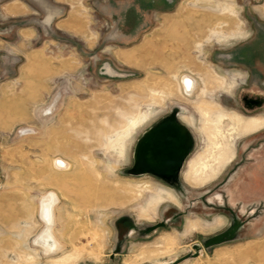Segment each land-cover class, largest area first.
Returning <instances> with one entry per match:
<instances>
[{
    "label": "rangeland",
    "instance_id": "rangeland-1",
    "mask_svg": "<svg viewBox=\"0 0 264 264\" xmlns=\"http://www.w3.org/2000/svg\"><path fill=\"white\" fill-rule=\"evenodd\" d=\"M173 111L194 137L178 180L128 173ZM234 116L264 120V0H0V264H264V124ZM222 128L235 157L216 175Z\"/></svg>",
    "mask_w": 264,
    "mask_h": 264
},
{
    "label": "water",
    "instance_id": "water-1",
    "mask_svg": "<svg viewBox=\"0 0 264 264\" xmlns=\"http://www.w3.org/2000/svg\"><path fill=\"white\" fill-rule=\"evenodd\" d=\"M193 145L194 137L190 128L180 121L178 112L173 111L148 129L138 140L134 151V165L128 173L152 174L168 182L178 180ZM165 226L167 222L161 221L144 231L150 233ZM133 228L136 226L133 225ZM241 228L242 222L235 216L228 229L206 239L204 245L211 249L214 245L233 240ZM196 249L199 253L201 246L196 245ZM120 251V248L116 249V252ZM186 258L187 256L176 260L174 264Z\"/></svg>",
    "mask_w": 264,
    "mask_h": 264
},
{
    "label": "bare ground",
    "instance_id": "bare-ground-1",
    "mask_svg": "<svg viewBox=\"0 0 264 264\" xmlns=\"http://www.w3.org/2000/svg\"><path fill=\"white\" fill-rule=\"evenodd\" d=\"M195 85H196V81L193 79V77L190 78V79H188L187 81H184V89H185V92L188 95H192L191 91L193 90V88L195 87ZM204 112H205V116L207 117V121L208 122H211V118H210L211 111L205 110ZM233 119L235 121H237L236 123H238V128H239L238 131H240V132H250V131H253L255 129H258L259 127H261L264 124V120L263 119L249 120V119H243V118H241L239 116H234ZM135 129H136L135 124H130L129 127L127 126V130L125 131L126 137H129L135 131ZM126 137H125V139H126ZM114 142H113V144H114ZM115 143L117 144V142H115ZM123 143H124V140H123ZM122 146H123V144H122ZM211 147L213 149L209 150L208 152L212 153V152H215V150L217 149L218 154H220V158L218 160V164H216L215 166H213V167H215L214 168V173H216L219 170H221L229 162V160L231 159V157L233 155V152H232V150H230L228 148H219V146H218V144L216 142H214ZM123 151L125 152V150H123ZM57 164L61 168L64 165L63 164V161H61V160H59L57 162ZM197 164H199V163L198 162H195L194 163V165L192 167V174H194L195 179L199 180V178L201 177V175H199L198 173H199V171L201 169L199 170L196 167ZM206 167H207V165H206ZM215 170H216V172H215ZM194 177H193V179H194ZM171 195H172V193L169 194V196H171ZM43 198H44V203L42 205V216H43L44 220H46L48 222V228H46L42 232V234L37 238V243L39 245H41V247L44 249V252L46 254H50V252L48 251V249L50 251L54 250V247L56 246V243L58 242V241L57 242L55 241V238L53 236L54 234L52 233L51 224H53L54 220H53V217H52L53 214L51 213V210L57 204V202H59V199H58V197L54 193H50V194L46 195ZM59 247H60V245H59ZM68 256H69V258H71L70 256H72V254H70ZM58 264H60V263H58Z\"/></svg>",
    "mask_w": 264,
    "mask_h": 264
},
{
    "label": "flooded vegetation",
    "instance_id": "flooded-vegetation-1",
    "mask_svg": "<svg viewBox=\"0 0 264 264\" xmlns=\"http://www.w3.org/2000/svg\"><path fill=\"white\" fill-rule=\"evenodd\" d=\"M216 2H217V4H221L222 3V1L223 0H215ZM232 5H233V3H232ZM228 8H231L230 6L228 7ZM233 8V7H232ZM242 36H245V34H243ZM238 37H240V36H237V38ZM193 76H191V75H184L183 77H182V84H183V90H184V92H185V89H184V81H187L188 79H190V78H192ZM193 79L196 81V85H195V87L193 88V90L191 91V93L192 94H194V92L196 91V88H197V80H196V78L195 77H193ZM234 83H236L235 81H234ZM186 93V92H185ZM187 94V93H186ZM188 95V94H187ZM218 114H224V113H220V112H217V114H215V115H218ZM210 117H211V113H210ZM241 118H243V117H241ZM243 119H245V118H243ZM259 119V118H258ZM183 120L186 122V123H188V124H190V125H192V124H194V120L192 119V118H190V117H188V116H183ZM249 120H257V118H252V119H249ZM211 121H212V119H211ZM221 133V134H220ZM243 133V132H242ZM213 136H214V141H212V143H211V146H212V144L214 143V142H216L217 144H218V146H219V148H228V149H230V150H232V152H233V155H232V157H231V159L229 160V162L235 157V150L231 147V142H230V137H232V134L231 133H229V132H225V128H222L221 130H218L217 129V131L215 132V130L213 131ZM222 138V139H221ZM210 146V147H211ZM208 151V150H207ZM207 153H209V152H207ZM214 156H219L218 155V152H217V149L215 150V152H212V155L210 156V158L212 159V158H214ZM215 159V158H214ZM218 159V158H217ZM215 160L214 161V165H216V164H218V160ZM195 162H199V161H194L193 163H195ZM225 167V166H224ZM223 167V168H224ZM223 168L221 169V170H219L218 172H217V174L216 175H218L220 172H222V170H223ZM215 175V176H216ZM191 176H194V174L192 175L191 174ZM214 176V177H215Z\"/></svg>",
    "mask_w": 264,
    "mask_h": 264
},
{
    "label": "crops",
    "instance_id": "crops-1",
    "mask_svg": "<svg viewBox=\"0 0 264 264\" xmlns=\"http://www.w3.org/2000/svg\"><path fill=\"white\" fill-rule=\"evenodd\" d=\"M155 2H160V3H162L163 2V0H154Z\"/></svg>",
    "mask_w": 264,
    "mask_h": 264
}]
</instances>
